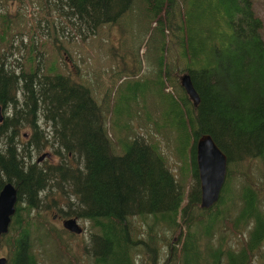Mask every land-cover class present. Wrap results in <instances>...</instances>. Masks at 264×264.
Instances as JSON below:
<instances>
[{
	"label": "trees",
	"instance_id": "1",
	"mask_svg": "<svg viewBox=\"0 0 264 264\" xmlns=\"http://www.w3.org/2000/svg\"><path fill=\"white\" fill-rule=\"evenodd\" d=\"M138 1L161 29L160 82L152 86L160 89L143 95L130 87L119 112L113 101L118 78L112 74L136 75L138 67L125 65L102 79L100 100L93 86L57 71L59 54L68 40H86L103 25L120 23ZM39 2L42 13L26 30L19 14L0 10V104L14 108L0 121V191L8 181L18 190L9 230L0 235L8 264H41L39 249L56 264H82L63 242L65 234L81 233L44 218L51 210L54 218L58 213L89 222L83 224L89 236L83 250L93 264H137L134 256L143 250L159 264L162 241L172 243L163 264H264V23L253 0H201L199 20H191L192 0ZM177 31L181 71L192 78L197 104L173 75L179 58L176 65L169 58V36ZM43 38L57 45L52 55L58 58H43ZM125 49L133 56L130 45ZM160 96L167 108L158 106ZM150 102L162 120L156 129H169L168 144L192 170L189 185L188 171L180 176L172 169L160 141L133 127L134 116L147 114ZM204 133L229 161L221 196L210 208L200 206L196 143ZM48 147L58 160H35ZM252 161H258L260 183L246 172L238 183L234 165ZM177 232L178 240L170 241L168 234Z\"/></svg>",
	"mask_w": 264,
	"mask_h": 264
},
{
	"label": "rangeland",
	"instance_id": "2",
	"mask_svg": "<svg viewBox=\"0 0 264 264\" xmlns=\"http://www.w3.org/2000/svg\"><path fill=\"white\" fill-rule=\"evenodd\" d=\"M201 0H192V9L193 13L191 14V20L197 19L199 20L198 14H203L204 12H201V9L199 8ZM254 8L256 12L259 14V16L263 19L264 23V0H253ZM40 2L39 0H0V10H4L5 8H10L11 16L18 15L20 17L21 22L19 24L22 25V29L26 30L29 29V27L34 25L35 17L38 15H41L42 10L39 7ZM144 3L141 1L136 2L134 6H130L129 10L126 11L122 16V19L120 20V23H114L110 24L107 23L106 25H103L102 28L99 30V34L97 36H93L91 38H88L86 40H82L81 38L78 39H70L66 43L67 46H65L60 54H59V64L60 67L57 71H61L66 75H71L74 79H77L79 82L83 81L87 84H90L94 87L96 92V97L100 100L103 99V81L108 79V76L112 72H117L122 70V66H125L127 68H133L138 67V73L136 75H125L119 77L118 74L114 73L112 74V77L118 78L113 94V101L117 102V110L119 112H122L123 103L126 99V97L129 95V89L130 87H137L139 92L143 95L146 94V92H150L153 94L154 91H157L160 88H152V86L159 85L160 79L159 75L157 76V61L158 58L162 54V45L164 43L161 34H160V27L156 26L155 23H150V16L148 11L144 10ZM178 8L176 7V10ZM201 19V18H200ZM117 20V22H119ZM18 21V19H17ZM206 22L205 19H201L200 26H203V24ZM2 26V22L0 20V27ZM17 29V28H16ZM170 32L172 29H169ZM176 31V30H174ZM179 31L172 33V35L169 36L171 41V47L169 50V58L173 60L174 64L176 65L177 59L179 58L178 66L179 68L173 72V75L178 77L181 81V75L184 73L181 71V67L185 65L184 59L179 56L180 53V45L178 43V35ZM263 36H264V29H263ZM46 43L48 45V51H46L45 47H42L43 50V58L50 54V56L55 53V50L52 48H56V46H51V43L46 39ZM129 45L132 48V55H126V49L129 47ZM166 54L168 57V50L166 49ZM57 54L52 55L48 62H50L53 58H55ZM118 67V69H117ZM115 68V69H114ZM99 76L100 83L96 81V77ZM114 75V76H113ZM138 82L135 84L134 82ZM174 82L176 83V79L174 78ZM177 84V83H176ZM178 85V84H177ZM158 87V86H157ZM179 88H181L178 85ZM184 87V86H183ZM167 89L173 90V88L170 86ZM159 93V92H158ZM180 95V94H178ZM22 98V95H21ZM158 99V106L163 109L168 107V100L165 101V99L160 96ZM165 101V102H164ZM113 102V107H114ZM13 106L9 107H3L2 112L4 117L8 115H12L13 113ZM159 112L154 110L153 105H151V102L148 103V113H140L136 116H134L132 120L133 127L137 129L139 134H145L146 139L149 141L152 140H159L162 144V149L166 156L169 159V162L172 164V169L179 174L180 176H183V173L188 171L186 173L185 179L187 182V185L191 184L192 182V170L186 166L184 161H180L178 159L177 153L175 152L173 148V143L171 145L168 144V141L166 140V135L169 132L168 128H161L156 129L157 126L155 122H161ZM164 129V130H163ZM30 130V127H25V129L22 130V133H24L23 137L21 138H28V132ZM112 132V131H111ZM134 132L131 131V134ZM113 134V133H112ZM132 136H135L133 134ZM2 140H0V143ZM46 151H52L51 147H48ZM44 151V152H46ZM43 152V153H44ZM42 154V153H41ZM40 154V155H41ZM39 154H35V160H38L37 158L40 156ZM47 157V156H46ZM58 158L53 154L49 156L46 161H57ZM42 161V160H41ZM45 161V162H46ZM181 166V168H180ZM258 161L257 162H243L239 165H234V178L237 180L238 183L243 181L244 176L243 173H249L252 178L260 183V178L258 176ZM188 168V170H186ZM53 195H50L49 193V200L51 201ZM54 196L57 197V193L54 194ZM42 198L44 200L45 196L42 195ZM52 211V212H51ZM50 212H43L42 215L44 218L49 217V221L53 223L54 225L58 227H63L62 218L65 216H60L57 213V217H53L52 213L56 212L51 210ZM36 213V212H35ZM34 213V214H35ZM79 222L83 225L89 224V222L83 218L78 219ZM134 222L137 225H142L144 222L140 218H135ZM36 233V232H35ZM143 233V232H141ZM38 235V233H37ZM170 237V241L174 242L178 240L179 233L177 232V235L175 234H168ZM88 232L84 230L81 234L78 236H69L68 234L64 235V241L65 243L69 244L70 247L68 249L75 254L79 262L82 264H93L94 260L93 258H89L86 256V251L83 250L84 240H87L88 242ZM51 240H49L47 243V246ZM39 244V242L37 241ZM171 242L168 244L166 241H162L161 243V255L159 259V264H163L166 256V252L169 251V248H171ZM37 249L41 248L40 245H37ZM42 253L43 258L41 259V264H56L54 259H51L44 251L43 249H39ZM56 250L61 251L62 249L60 246L56 247ZM264 250V247L262 251ZM7 248L2 246V243L0 242V256L7 254ZM49 255H54L51 252H49ZM86 256L87 258H85ZM144 256V257H143ZM137 264H153L154 260L147 251L138 252L135 256ZM62 259H67L62 258ZM255 263V262H254ZM108 264V262L106 263Z\"/></svg>",
	"mask_w": 264,
	"mask_h": 264
},
{
	"label": "water",
	"instance_id": "3",
	"mask_svg": "<svg viewBox=\"0 0 264 264\" xmlns=\"http://www.w3.org/2000/svg\"><path fill=\"white\" fill-rule=\"evenodd\" d=\"M181 83L190 98L197 104L200 100L199 94L193 84L189 73L181 75ZM0 119H3L2 105L0 104ZM197 164L201 181V202L203 208L212 207L220 198L225 185L228 172V155L219 146L210 133H204L197 139ZM50 151L42 153L37 159L43 160L51 156ZM18 190L15 184L8 181L0 191V235L8 232L13 214L16 212L18 201ZM63 226L74 233H82L83 225L77 217H64ZM0 264H8L6 255L0 256Z\"/></svg>",
	"mask_w": 264,
	"mask_h": 264
},
{
	"label": "flooded vegetation",
	"instance_id": "4",
	"mask_svg": "<svg viewBox=\"0 0 264 264\" xmlns=\"http://www.w3.org/2000/svg\"><path fill=\"white\" fill-rule=\"evenodd\" d=\"M3 107H4V106L2 105V108H3ZM2 115H3V112H2ZM3 118H4V115H3ZM2 120H3V119H2ZM2 120L0 119V121H2ZM47 157H49V156H47ZM45 158H46V157H45ZM45 158H44V159H45ZM44 159H43V160H44ZM57 216H58V215L56 214L55 217H57ZM63 219H64V218H62V220H63Z\"/></svg>",
	"mask_w": 264,
	"mask_h": 264
}]
</instances>
